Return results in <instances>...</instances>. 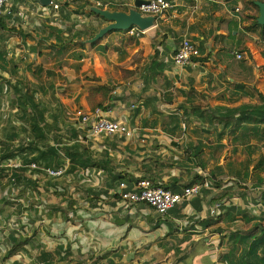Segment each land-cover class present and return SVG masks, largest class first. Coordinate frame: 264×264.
I'll use <instances>...</instances> for the list:
<instances>
[{
	"label": "crops",
	"instance_id": "crops-1",
	"mask_svg": "<svg viewBox=\"0 0 264 264\" xmlns=\"http://www.w3.org/2000/svg\"><path fill=\"white\" fill-rule=\"evenodd\" d=\"M24 1L30 4L25 7L26 19L5 14L0 18L6 28L0 26V50L3 48L13 60L23 57L35 65L52 62L50 70L56 75L54 101L46 95L43 102L53 104L54 109L46 115V123L63 131L71 127L64 121L63 111L80 108L89 112L101 107L111 120L125 123L134 133L130 138L115 135L87 139L83 131L75 129L77 145L80 150L87 149L97 167L78 168L76 173L88 171L90 177H78L68 184L60 182V192H51L57 183L48 182L42 188L20 177L18 199H0V242H10V250L18 247L8 258L10 250L3 253L0 247V264H223L219 255L225 244L219 246V241L223 232L233 227L232 216L238 218L243 212L256 215L264 212V207L253 208L255 198H240L235 194L236 187L223 196L232 187L228 178L219 188L210 181L209 171H225L236 155L244 157L235 162L239 169L245 161L244 149L239 147L233 154L237 147L230 138L217 141L216 133L194 131L193 124L183 123L182 112L190 106L235 109L254 103V98L245 94L252 93L249 86L264 95V30H246L253 17L258 18L259 10L247 0H168L172 9L157 17L154 26L139 37L131 35V29L111 32V38L107 34L93 47L71 50L61 59L65 66L60 70L59 57L47 48L32 60L36 41L24 40L22 35L34 31V36H46L40 26L58 28L57 21L74 22V28L80 23L82 30L86 27V31L96 32L108 22L76 15L74 9L67 14L66 7L59 14L42 17L36 10L40 2ZM111 1L122 5L135 0ZM19 3L13 6L14 11ZM130 9L118 8L126 13ZM184 37L197 47L199 56L195 64L177 68L172 65L173 55ZM54 42L52 37L47 45ZM235 52L242 54V60L234 58ZM63 72L74 82L64 85L67 97L59 93L62 85L58 79ZM23 75L33 81L27 73ZM234 83L246 85L245 92L236 90ZM99 87L110 91H99ZM3 88L5 84H0ZM3 92L7 100L0 116V141L8 139L16 121L15 113L8 114L9 94ZM195 121L201 122L193 117ZM172 124L178 126L172 130ZM260 154L264 155V148ZM0 172V186L6 188L8 174L3 169ZM197 176L208 181L210 189L176 205L164 217L143 204L126 207L119 197L120 183L131 190L139 179H148L178 193ZM250 192L252 196L258 194L253 189ZM218 203L222 205L218 211L221 218L215 223L217 217H210L209 211ZM71 205L72 210H68ZM12 210L24 214L28 221L20 222L18 237L6 230ZM210 219L212 225L207 226ZM234 225L243 226L239 220ZM42 253L51 254L50 262L42 261ZM97 256L103 259L93 263Z\"/></svg>",
	"mask_w": 264,
	"mask_h": 264
},
{
	"label": "trees",
	"instance_id": "trees-1",
	"mask_svg": "<svg viewBox=\"0 0 264 264\" xmlns=\"http://www.w3.org/2000/svg\"><path fill=\"white\" fill-rule=\"evenodd\" d=\"M81 2L74 8V14L85 15L88 17H96L86 11L90 4L87 0H73ZM264 0H247L248 5L258 10L254 2ZM67 6V5H66ZM113 10V9H112ZM119 11L118 9H114ZM101 19V18H100ZM103 20V19H102ZM252 24L246 30L259 28L264 30L257 23V17H253ZM105 21V20H103ZM0 26L6 29L0 19ZM12 30V29H11ZM40 31L46 36L22 35L24 40L33 38L35 43L36 54L41 55V49L47 48L57 59L58 69L61 70L65 66V62L61 60L67 53L76 48H83L84 45L80 41L90 39L96 33V30L86 31L75 30L72 35H64L58 28L42 27ZM36 37V39H35ZM54 38V43L47 45L50 38ZM91 45V47L95 46ZM198 59H193L197 62ZM31 76L33 81L29 80L25 75ZM6 77H5V76ZM35 81V82H34ZM45 82V83H44ZM0 84H5L6 92L9 94V103L7 108L10 112L16 114V121L12 126V134L8 136L6 141H0V161L17 158L24 163L37 162L39 164L53 165L55 167H63L64 162L60 161L59 152L68 160V172L73 173L78 168L97 167V164L91 159L87 149L80 150L77 145V132L74 128H67V131H60L55 124L48 125L46 123V115L51 113L53 104L45 105L44 97L49 95L54 101V74L46 73L43 63L35 65L33 62L24 61L23 57L15 60L7 57L3 48L0 50ZM47 84V86H46ZM236 90L244 91L246 85L242 83H234ZM251 94L245 92L246 97L254 98V103H247L238 108L231 109L228 107H208L201 109L198 106H190L183 109L182 117L184 124H193V130L204 132L206 134H217V141L223 137L230 138L233 145V154L238 151L239 147L244 149L246 155L245 161L236 171L230 170L215 172L209 171L210 181L218 188L222 185V179L227 177L231 180L232 187H228L223 196H227L229 190L236 187V195L242 197H253L255 200L253 205H262L264 207V155L260 154L264 148V95L257 91L254 87L249 86ZM99 91L108 93L107 87H99ZM64 91V89H63ZM193 117L200 119L201 122H193ZM169 125V124H168ZM178 124H172L174 130ZM258 154L255 159L253 155ZM202 170L205 165L200 164ZM16 182L21 183V175L13 174ZM232 177V178H229ZM202 181L203 177L197 176L195 181ZM194 181L191 185L198 184ZM201 183V182H199ZM229 183V182H228ZM167 189V188H166ZM258 191V195L252 196L251 190ZM233 194V193H232ZM68 210H72V205ZM251 215L248 212L240 213L232 216L231 221L233 227L225 230L220 236L219 246L223 243L225 247L220 251L219 261L223 264H264V212H257ZM219 216H216L215 223L219 222ZM239 220L244 225H249L246 229L242 225H234ZM212 225V219L208 220ZM221 233V230L217 231ZM226 242V243H225ZM18 247H13L7 257H10ZM51 254L42 253L43 262H50ZM93 258L91 257V260ZM103 256H97L93 263H98ZM74 264H84L83 262H74Z\"/></svg>",
	"mask_w": 264,
	"mask_h": 264
},
{
	"label": "built area",
	"instance_id": "built-area-1",
	"mask_svg": "<svg viewBox=\"0 0 264 264\" xmlns=\"http://www.w3.org/2000/svg\"><path fill=\"white\" fill-rule=\"evenodd\" d=\"M66 0H50L47 6H42L40 3L37 5V9L41 13L42 17L45 15H50V13L59 14L62 10V4ZM73 1V0H72ZM147 1V4H143L140 7L134 6V1L131 4H122L125 8L131 7L135 8L138 12L143 15H152L156 18L163 15L167 11L172 9V4L168 0H144ZM0 0V18L5 14L9 16L19 17L21 19H26L25 7L30 6L28 1L22 0ZM19 3L17 11L13 10V6ZM115 1L106 0V1H95L93 6L100 9H109L112 10L115 7H123ZM79 21L80 18H77ZM58 24V29L64 33L66 30L65 23L61 21L56 22ZM74 23V22H73ZM75 30L82 31L80 23L75 24ZM130 34L134 37H139L143 32L139 31L137 28H131ZM199 56V51L197 47L186 37H184L177 48L174 51L172 65L177 68L184 66H190L195 64L193 59H196ZM37 57L36 54H32V60ZM234 58L237 60H242L241 53H234ZM71 119L68 121V125L73 127L76 130H81L85 133V138L98 137V136H115L120 135L124 138L132 137L134 131L130 129L125 123L111 120L108 117V112L101 108L96 107L92 111L85 112L80 108H75L71 110ZM183 130L185 128L183 127ZM81 140V138H79ZM60 161L64 162L63 167H55L53 165L39 164L37 162H28L24 163L21 160L14 158L6 161H0V171L3 169L6 174H8L7 187L4 188L0 186V199L3 198H15L18 199L20 189L18 188L16 179L13 177V174H19L22 177H26L29 180L37 184L38 187H45L48 182H53L55 184L54 189L51 190L52 193H57L62 191L58 183L64 182L68 184L70 181H74L75 178H89L90 174L82 170L80 172H68L69 162L65 159L61 152H59ZM1 174V172H0ZM83 176V177H82ZM119 197L121 203L126 205L143 204L147 208L156 212L160 217H164L167 213L173 209L176 205L185 202L193 197L200 195L203 190L210 189V184L208 181H202L201 183L190 185L184 187L180 192H172L169 189H166L162 186L154 185L148 179H139L133 185L131 190L126 189L125 183L119 184ZM32 190L27 189V192ZM222 205L215 204L209 211L210 217L218 216V211ZM253 208L259 207V205L252 206ZM251 206L250 209L253 210ZM256 209H254V212ZM12 214L7 221V228L10 234L13 233L15 237H18L21 234V227H19L20 222L25 221L26 217L24 214H18L15 210H12ZM44 224V220H41V225ZM27 225V224H26ZM4 228V227H3ZM31 227L27 225V231H30ZM0 247L2 248L3 253H7L10 250V242L5 244L0 242ZM7 247V248H6Z\"/></svg>",
	"mask_w": 264,
	"mask_h": 264
},
{
	"label": "water",
	"instance_id": "water-1",
	"mask_svg": "<svg viewBox=\"0 0 264 264\" xmlns=\"http://www.w3.org/2000/svg\"><path fill=\"white\" fill-rule=\"evenodd\" d=\"M49 1L50 0H40V4L42 6H47L49 4ZM143 4H147V1H134L135 7H140ZM254 4L259 10L257 23L259 26L264 27V3L255 1ZM86 10L94 16L104 19L108 22V24L105 27L99 29L92 38L80 41L83 45H93L111 32H124L130 30L133 27L145 33L147 30L154 26V23L156 21L155 16L143 15L135 8L130 9L127 13L109 9H100L95 6H89Z\"/></svg>",
	"mask_w": 264,
	"mask_h": 264
},
{
	"label": "rangeland",
	"instance_id": "rangeland-1",
	"mask_svg": "<svg viewBox=\"0 0 264 264\" xmlns=\"http://www.w3.org/2000/svg\"><path fill=\"white\" fill-rule=\"evenodd\" d=\"M88 1V0H87ZM95 1H104V0H89V2H90V4H93ZM38 2H40V0H36L35 1V3H38ZM81 2L79 1V2H74V1H71V0H66L65 1V3H63L62 4V7L64 8V7H66V9H67V14H70V12L74 9V7H76L78 4H80ZM118 4H120L121 5V3L120 2H118ZM67 5V6H66ZM116 9H120V8H122V9H124L125 7H115ZM114 8V9H115ZM126 9V8H125ZM52 22H54V19L52 20ZM65 26H66V28H65V32L64 33H66V35H72V34H74V31H75V28H74V23H72L71 25H70V22L69 23H66L65 24ZM86 28V27H85ZM85 28H83V31H84V34L86 33V30H85ZM29 35H33L34 33H33V31H31L30 33H28ZM114 34H112V35H110L109 34V36L107 35L106 37L107 38H111L112 36H113ZM27 40H31V38H27ZM97 47V46H96ZM46 49V48H45ZM96 49V48H95ZM36 54V53H35ZM32 62V61H31ZM101 62L103 63L104 61L103 60H101ZM34 63V62H33ZM43 63V62H42ZM44 66H45V68H46V73H50L51 72V68L53 67L52 66V62L51 61H45L44 63ZM63 75H62V77L60 78V76H59V79H58V81L60 82L59 83V85L62 87L61 89H62V91H60L59 93H60V95L62 96V97H67L66 95L67 94H69L67 91V93H64V91H63V89L65 88V84L67 83H69V82H73V80H72V78L71 77H66L65 75H64V72L62 73ZM54 77L56 78V75H54ZM82 81H84V79H81ZM74 83V82H73ZM73 83H71V85L73 84ZM5 89L3 88V89H0V99H1V102H2V106H0V116H1V114L5 111V106H6V100H7V95H5V92H3ZM9 111V110H8ZM7 111V112H8ZM8 114L11 116V112L9 113L8 112ZM14 114V113H13ZM71 110H69L68 112H66V111H63V113H62V117L64 118V121H70V119H71ZM64 131H67L66 129L64 130ZM244 158V157H243ZM242 158V156L241 155H236V156H234L233 157V160H231V163L229 164L230 165V167H227L226 169H225V171L227 172V173H229L230 172V170H232V171H235L234 169H238V166H235V162H240L241 161V159H243ZM226 160V159H225ZM4 178V177H3ZM2 178V179H3ZM227 177H225V179H226ZM229 178H232V177H229ZM4 180V179H3ZM223 180V179H222ZM228 182H230L231 180H227ZM256 195H258V194H256ZM176 207H178V206H176ZM18 211V210H17Z\"/></svg>",
	"mask_w": 264,
	"mask_h": 264
}]
</instances>
